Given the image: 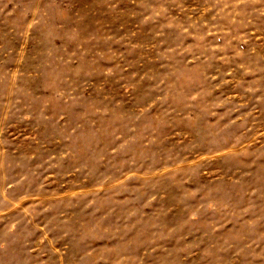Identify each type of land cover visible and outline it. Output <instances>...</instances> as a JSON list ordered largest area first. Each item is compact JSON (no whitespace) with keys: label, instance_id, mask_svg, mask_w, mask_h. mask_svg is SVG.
<instances>
[{"label":"rangeland","instance_id":"obj_1","mask_svg":"<svg viewBox=\"0 0 264 264\" xmlns=\"http://www.w3.org/2000/svg\"><path fill=\"white\" fill-rule=\"evenodd\" d=\"M0 264H264V0H0Z\"/></svg>","mask_w":264,"mask_h":264}]
</instances>
